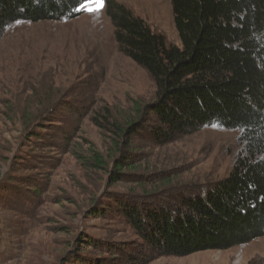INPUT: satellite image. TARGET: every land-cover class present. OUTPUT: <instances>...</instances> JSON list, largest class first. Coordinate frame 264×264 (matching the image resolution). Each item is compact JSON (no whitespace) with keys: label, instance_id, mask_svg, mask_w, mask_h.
Segmentation results:
<instances>
[{"label":"rangeland","instance_id":"obj_1","mask_svg":"<svg viewBox=\"0 0 264 264\" xmlns=\"http://www.w3.org/2000/svg\"><path fill=\"white\" fill-rule=\"evenodd\" d=\"M105 1L98 11L89 10L96 8L92 0L85 3L69 21L15 23L0 40V264L262 260L264 236L223 251L155 255L113 212L118 201L160 208L203 192L229 175L241 148L238 131L216 126L166 145L136 133L125 143L137 171L124 170L112 183L108 174L121 159L111 157L119 140L114 127L135 119L155 88L118 51ZM114 1L179 46L169 0ZM93 153L104 157L105 170L86 165Z\"/></svg>","mask_w":264,"mask_h":264},{"label":"trees","instance_id":"obj_2","mask_svg":"<svg viewBox=\"0 0 264 264\" xmlns=\"http://www.w3.org/2000/svg\"><path fill=\"white\" fill-rule=\"evenodd\" d=\"M90 1L0 0V40L15 23L75 19ZM169 1L179 46H169L124 5L105 1L118 51L142 68L155 88L154 100L135 109V119L114 127L119 140L113 139L111 157L121 159L108 177L117 183L124 170L137 171L125 143L136 133L166 145L212 126L239 132L241 149L231 172L205 191L160 208L115 202L113 212L151 253L181 258L264 236V0ZM86 165L106 169L98 153ZM255 264H264V258Z\"/></svg>","mask_w":264,"mask_h":264},{"label":"snow or ice","instance_id":"obj_3","mask_svg":"<svg viewBox=\"0 0 264 264\" xmlns=\"http://www.w3.org/2000/svg\"><path fill=\"white\" fill-rule=\"evenodd\" d=\"M92 2L96 5L95 9H89L90 11H98L100 7L103 6V0H92ZM83 7L87 8L88 5H83Z\"/></svg>","mask_w":264,"mask_h":264}]
</instances>
